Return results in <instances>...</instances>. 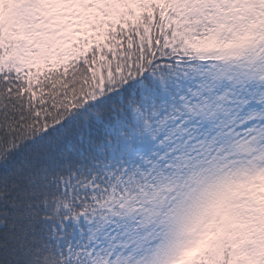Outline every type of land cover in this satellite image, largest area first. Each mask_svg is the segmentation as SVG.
I'll return each mask as SVG.
<instances>
[{
    "label": "snow or ice",
    "instance_id": "obj_1",
    "mask_svg": "<svg viewBox=\"0 0 264 264\" xmlns=\"http://www.w3.org/2000/svg\"><path fill=\"white\" fill-rule=\"evenodd\" d=\"M0 264H264V0H0Z\"/></svg>",
    "mask_w": 264,
    "mask_h": 264
}]
</instances>
